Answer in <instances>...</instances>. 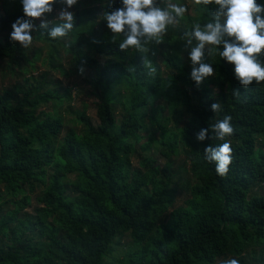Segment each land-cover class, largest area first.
<instances>
[{"label":"trees","instance_id":"obj_1","mask_svg":"<svg viewBox=\"0 0 264 264\" xmlns=\"http://www.w3.org/2000/svg\"><path fill=\"white\" fill-rule=\"evenodd\" d=\"M184 1L190 28L205 22L206 13ZM13 6L0 13V75L19 78L0 88V264H264V82L240 85L234 66L218 55L222 47L204 58L215 72L198 88L167 37L146 54L121 51L102 17L120 0H78L68 9L75 26L67 38L51 40L37 29L25 49L10 40L11 24L24 17L21 0ZM43 39L61 46L62 56L48 53L46 69L35 75ZM63 58L95 98V121L85 108L79 115L82 131L68 128L57 111L72 99L53 77H68ZM144 58L157 68L155 78ZM226 114L233 161L221 177L203 151L225 141L196 135ZM178 151L196 183L174 207ZM123 237L128 251L107 262Z\"/></svg>","mask_w":264,"mask_h":264},{"label":"clouds","instance_id":"obj_2","mask_svg":"<svg viewBox=\"0 0 264 264\" xmlns=\"http://www.w3.org/2000/svg\"><path fill=\"white\" fill-rule=\"evenodd\" d=\"M78 0H21L24 17L17 18L11 24L10 40L18 42L22 48H29L33 43L32 32L37 29L46 30L51 40L67 38L74 28V13L68 9L77 4ZM64 7L56 17L48 19L55 4ZM199 10L206 13L207 19L201 23L193 22L190 29H185L180 36L184 41L185 50L191 61L190 78L198 88L208 77L213 76L211 64L204 61L207 54L217 52L226 62L234 66L235 78L240 85L247 88L264 82V5L257 0H193ZM212 6V10H209ZM188 11L187 4L181 0H121V7L103 13V20L112 33V41L121 38L118 46L121 51L133 49L141 54L149 52V45L164 42L170 26H177ZM39 20L37 25L34 21ZM51 25V27H49ZM68 41L65 47H71ZM154 54V53H153ZM147 75L155 78L157 68L147 58L143 60ZM82 74L84 69H79ZM233 96L240 97L238 90L232 91ZM213 113L220 112L221 104L211 105ZM232 117L224 115L216 119L208 128H202L196 135L198 141L211 138L225 141L217 146L204 149V159L215 164L217 175L228 174L233 161V149L226 137L234 133ZM219 264H239L237 259H226Z\"/></svg>","mask_w":264,"mask_h":264},{"label":"rangeland","instance_id":"obj_3","mask_svg":"<svg viewBox=\"0 0 264 264\" xmlns=\"http://www.w3.org/2000/svg\"><path fill=\"white\" fill-rule=\"evenodd\" d=\"M181 2H183V0H181ZM183 3L187 4V6L190 4L188 1H184ZM62 7L64 6L59 3L55 4L54 10L51 14H49L48 19H54ZM4 8H6L8 11L13 10V0H0V13H3ZM187 12L188 15H190L192 13V10L190 9ZM35 22L39 24V20H35ZM189 28L190 25L185 20H182L177 26H170L167 34L164 37V42L158 45L165 44L166 37L172 41H175L177 50L174 51V55L176 58L181 60L182 65L185 67L188 73L191 74L192 65L188 56V51L185 50L184 41L180 39L183 31ZM37 43L38 44H36L35 47L38 50L40 59L36 61L37 70L34 72L35 75L41 73V71H44L46 69L41 65V59L45 58L48 53H55L56 50H58V52H60L59 55L62 56L61 46H56L53 48L51 43L44 39L40 40ZM209 56L210 55L207 54V49H205L204 58H207ZM159 59L160 58L158 51L155 54V60L159 63ZM63 61L65 63V58H63ZM55 63L58 64V62ZM159 65L161 64L159 63ZM63 67L68 73V77H63L56 71H53V77L54 80L56 79L59 81V89L66 88L70 90L72 99L64 101L62 106H59V108H57V111H60L59 113L62 114L65 124L68 128H74L77 131H82L84 130V126L79 122V115L82 113L84 108L86 116L92 121H95V98L92 95V87L89 85V83L86 82L83 77L80 78L77 75L73 74L71 71L67 70L66 63L63 64ZM17 81H19V78L11 79L10 77H6V79H2L0 75V88H11L13 82L16 83ZM51 104L56 107V105H54L55 103H50V105ZM170 122H174V119H172ZM146 131L147 133H150L152 129L146 127ZM172 161V170L174 171V175L172 178L170 191L172 192L175 199L173 206L178 207L185 199L187 189L190 186L194 185L196 182L194 177L188 171L187 155L183 154V152L181 151H178L177 154L172 158ZM158 163H162L161 160ZM132 166H135L134 161L132 162ZM32 205L34 208L35 204L32 203ZM32 209H28L26 210V212L31 213ZM120 242L121 243L119 244V246H115V252L113 253V255L107 258V262L113 263L118 259H121L122 255L128 251L130 243L127 237H123ZM220 261H222V259L216 260L215 264H219Z\"/></svg>","mask_w":264,"mask_h":264}]
</instances>
